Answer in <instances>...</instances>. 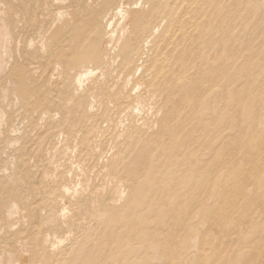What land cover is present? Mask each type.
I'll use <instances>...</instances> for the list:
<instances>
[{"label": "rangeland", "instance_id": "1", "mask_svg": "<svg viewBox=\"0 0 264 264\" xmlns=\"http://www.w3.org/2000/svg\"><path fill=\"white\" fill-rule=\"evenodd\" d=\"M138 1L139 0H137V2ZM225 1V23L219 25L217 22V25L204 24L201 26L202 39L207 40L212 36L216 38L224 37L225 40L207 45V42H203L201 39L202 48L201 45L200 48L197 45L201 58L196 61H199L198 65L201 66V69L205 68L206 71H209L210 67L215 69V72L220 69L219 72L221 71V73L215 74H221L223 77V80L222 77H220V79L223 82L222 84H225L227 93L225 92L223 94V91H218L208 96L209 98L206 99V96L204 98L205 100H200L198 104L200 107L199 112L194 115L193 119L185 123L187 126L184 123V125H180L173 120L170 104L162 102L161 99H158V95H155V99L154 96H151V98L148 95L147 97L151 99L147 98V100L154 101L147 102V108H145L147 111L144 109L137 112L139 114L126 112L125 104H121V102L115 99L113 103L112 100L115 98L114 96L119 93L122 83L124 82V77L114 70L117 64L116 61L113 62L116 64L111 63V65L115 66H113L114 68L110 65L113 69L108 67L109 70H105V72L110 71L108 74L105 72L103 73L106 77L102 74L98 75L101 80L95 77L93 84H91L92 89L90 91L87 90L90 86H86L87 88H77L74 91V89H72L70 73H60L59 76H56V73L58 75V71H53L54 67L52 68V65L54 66V64L50 61V53H46L47 56L44 55L43 59L42 57L40 58V56L43 55L42 52L49 51L48 47L42 52L38 49L27 50L26 56L28 57V62L31 60V62H33L31 65L35 67L38 65L36 70L39 73H35V80L39 82L45 77L41 82L48 85L50 81L51 84L49 83V89H46L44 92L42 91V93L45 94H42L40 91L39 94L37 92L35 93L34 90L36 89L32 87L31 93L29 92L31 97L29 96L30 102L28 103H21L20 99L23 102L22 98L18 97L19 99H16L17 96L13 94L12 91H10L12 92L11 96L9 92V95L6 97V100L10 101L11 105H9V102L6 100L2 102L4 103V107L6 106L8 109H5V113H8L6 115L5 121L7 123L5 122V125L9 126L6 127L3 123V127L1 126L0 129V134L3 129L4 133L7 132L6 134L2 132L0 136V179L6 180H3L5 183L0 182V185L4 183L1 187H5L6 185L8 188L15 186L21 187L20 184L22 185L28 181L24 179L30 178L31 180L29 179L30 182L28 181L26 186L24 184L22 188H15L12 190L13 192L19 190V193L17 192L15 197L18 196V199H20L23 195L22 198L24 197L25 199L21 201V205L24 207H22L19 213L20 216L17 214L18 217L15 216V219L13 218V225L10 226L11 228L6 227L5 220L2 219L3 205L10 200V196L7 195L4 190L1 191L0 187V211L2 215H0V228L1 230L4 228L3 232L6 234L4 235L0 230V244H5V247L9 248L7 245H10L12 240L16 239L18 242L20 241V243L13 241L16 246L14 247L15 249L19 247L21 242L25 241L24 245L26 248L29 247L27 244L30 246L33 244L34 246L32 245V249L34 250L39 247L41 251H51L49 245L46 246V250L40 249V247L42 248L41 242L39 243L37 239L40 236L43 237L45 234L47 238L49 236L51 237L48 239V244L49 242L56 241L58 251L55 250L56 252L54 251L53 254L49 252H41L38 254L41 256V254L48 253V255L52 256L50 258L54 264H64V262L65 264H264V0H248L250 2H242L239 4H237L235 0H232L234 2L228 0V3L227 0ZM230 1L232 3H230ZM84 2L88 3L89 0H81V3ZM96 2L97 0H92V6L99 3V0L97 3ZM170 2L174 5L175 10L177 8L178 16H180L183 11L184 15L180 18H184L186 16L185 13L188 10V12H190L191 7L194 8L195 4H198V0H196V3L195 0H171ZM143 3L145 6L147 5L145 0H142L140 4L142 5ZM249 5L252 6L250 7ZM49 6V8H54L53 5V7L51 5ZM182 7L184 8L182 9ZM49 8L47 7V9ZM48 11L49 14L53 13L52 9ZM41 12V16L45 15L44 17H38V21L34 24L33 22H29V25H36L35 27H30L33 29L29 28L28 30L30 33H28V36H32L31 38L37 35L35 33V28L40 24V21H44V28L46 29L44 32L45 35L49 32L53 33L55 30L53 28H55L54 26L56 25L52 23V20H54L52 19L53 14H47L45 9ZM46 15L52 18L49 16H47V18ZM241 15L243 16L240 17ZM43 18L46 19L44 20ZM228 18L232 19V21ZM47 19L51 20V22ZM167 19H163L164 21L161 22L159 30H164L166 24L170 21L169 18ZM238 21H242L241 23L246 22L243 25H249L243 27ZM49 23L53 24L51 25L52 28L51 26L46 27V24L49 25ZM176 27L180 28L179 25H174L171 30V41L173 42H179L183 34V30L181 28V30H177ZM216 28H219L218 31ZM47 30L49 31L47 32ZM32 33L35 34L33 35ZM175 35L179 38L175 37ZM48 36L49 34L46 37ZM229 38L232 41H230ZM37 39L38 37L34 40L36 41ZM140 47L138 54L142 56H146L143 55L146 54L144 52L146 49L148 50V52L146 50L147 53L151 51V53L153 52L152 54L161 51V48L158 47H153V50H150V45L148 48L145 47L146 49L143 48L144 46ZM220 47L221 49H219ZM218 50L219 52L217 53ZM248 51L250 53H248ZM31 53L37 55H32ZM30 56H34L35 58L30 59ZM202 57L203 62L205 61L204 63L202 62ZM48 58L49 60H46ZM17 60H20L19 56ZM220 60L224 64H221L222 62ZM228 60H230V62ZM215 61L217 63H215ZM85 64L89 65L88 62ZM229 64L232 65L229 66ZM39 67H43L41 71L43 70L44 72L39 71ZM47 68L49 69L47 70ZM205 70H203V73H206ZM40 72L43 73L42 77H39L41 76ZM49 72L54 73L53 79L48 78L49 76L47 77ZM203 73H201V77L204 79L205 73L204 75ZM225 75L229 77L227 76L226 78ZM116 76L119 78V81H121L119 82L120 84ZM136 79L137 76L135 75L131 80V86L135 83L134 81H136ZM207 79L202 80L201 78V87L208 84ZM109 85L112 88H110ZM114 85L117 87H114ZM140 87L144 88V86ZM68 88L69 90L66 91ZM114 88L116 89L113 91ZM143 88L139 90L144 91ZM78 89L81 90L79 91ZM184 89L183 90L186 92L187 88ZM38 90H40V88L37 89V91ZM92 90L95 94H92L93 97L91 96L89 98L90 94L88 92H93ZM175 91L176 90H174L172 94L173 101H176L177 97L182 93L180 91L176 93ZM33 92L36 95H34ZM73 92L76 97L73 96ZM51 93L53 95H51ZM59 93H62L61 95L64 97ZM70 95L73 96V100ZM91 98L94 99L95 103L93 102L94 106L92 105L93 107L91 108L89 116H85V106ZM44 99L47 100L44 101ZM41 100H43V104ZM66 100L71 101V104ZM48 101L50 103H48ZM33 102H36V105L33 106ZM19 103H21L22 106ZM39 103L42 105H39ZM152 103L154 107H151ZM7 105L9 106L7 107ZM4 107L2 106L3 109ZM119 107L121 109H119ZM183 111L182 113L184 115L188 111V107ZM145 118L151 121L148 120L146 122L148 126L143 124L145 125L143 127L142 125L144 128L143 131L142 127L140 129L137 126L140 120V123H144V121H146L144 120ZM159 120L162 121L160 122ZM14 126L18 128L16 132ZM94 127L100 130L98 132L96 131L95 137L87 142L90 145L86 143L87 146H85L86 138L83 137V135L88 129ZM7 128L11 129V132L12 129H14V133L12 132V134H10L11 132L10 130L8 131ZM41 130H43V132ZM138 130L144 133L142 134ZM5 136L9 138L5 139ZM61 137H63V139ZM60 138L62 142H60ZM9 139H12L10 142L14 139V144L10 143ZM88 146H90V148ZM110 148H115L116 151L118 150L117 152L119 155L117 157L122 156L119 160L116 159L118 161L111 160V163L114 162L111 167L108 165V157H106L110 154L109 152L112 151ZM34 156L37 157L34 158ZM47 157L48 159H46ZM51 157L54 158L52 159ZM49 159H52L51 163ZM230 162H232V165L229 164ZM115 164H117V167ZM5 165H7V167ZM18 170L21 172H18ZM116 170L119 172L117 173ZM16 171L19 173V176L22 174L20 177L23 178L25 176V178L18 180L20 177L17 174L15 176L13 175L14 172L17 173ZM47 171L49 174L46 173ZM110 171L112 173H110ZM7 172L10 174H8L9 177L13 175L11 179L7 177ZM44 172L47 175H43ZM107 173H109V175ZM35 175L37 177L34 179ZM49 175L50 177H48ZM76 175L78 179H76ZM42 176L44 177L42 178ZM110 177L115 178L110 179ZM44 178L47 181L43 180ZM85 179L88 180L86 181ZM83 180H85V182ZM115 180L118 182L116 181L114 183ZM120 180L122 186L119 183ZM70 181L71 184H69ZM78 182H80L81 185ZM86 182L88 185H86ZM35 183L37 187L36 190L32 188ZM65 183L68 186L71 185L70 187L76 185V188L74 187L76 190L75 194H79L80 190H83L82 187L84 183V186H87V188L84 187L85 190L83 191L85 192L82 193V191L78 195V200L74 197V192L69 195H73L72 199L68 196V207L70 206L68 212L70 215L66 217L70 219V225L67 223V226L63 223V220L61 221V219H63L61 214L63 213L61 212L62 209H60L62 207H60L61 205L59 204L62 195L61 188ZM212 183L213 185H211ZM116 185L119 187L118 190ZM77 186L79 191L77 190ZM216 186L219 187L217 188ZM26 187H28V192ZM38 188L41 190V193H39L40 190ZM121 191H123V193ZM29 193L30 195L28 196L27 194ZM116 193L119 194L117 195ZM39 195L41 197H38ZM120 195H122L121 200ZM115 196L119 197L115 198ZM199 198L201 201V209H198L195 205L196 200ZM79 199L81 200L79 201ZM111 199L116 201L113 202ZM25 200L29 202H26L29 206L33 204V206L35 205L36 207L31 206V208H29V206L24 203ZM34 200L35 204L33 202ZM71 200L72 202H70ZM107 201L110 204L112 203L115 208L111 209V206H107ZM27 206V209L33 210H26ZM37 206L38 209H41H39L40 211L37 210ZM107 207L111 209V211L114 210L112 212L108 211ZM24 208L26 212H23ZM71 208H75L74 211L73 209L71 210ZM37 211L39 216L37 215ZM65 211H67V209ZM77 211H79V213ZM29 212L32 216L28 214ZM40 216L42 219L39 218ZM70 216L72 219L75 218L76 221H74L75 219L71 220ZM28 218L30 221H28ZM37 218H39V222L41 221L40 227L31 232L28 222H32V220L38 221ZM24 219L27 221V226L23 225V222H25ZM71 222H75L74 225L71 224ZM17 224L20 225L19 228H17ZM2 225L5 227H2ZM60 225L62 227L66 226L67 228H62ZM13 227L15 228L13 229ZM8 228L10 230H8ZM11 230L14 232L12 233L13 235L11 234ZM42 230L45 231L44 234ZM22 232L26 234L24 233L21 235ZM63 233L66 234V237ZM10 235L12 236L10 237ZM25 235L27 236L25 237ZM17 236H21V240L20 238L18 240ZM28 236L29 240L27 241L26 238H28ZM59 237L62 240H60L61 242L58 241ZM4 238L8 239V243L10 244H8ZM57 241L59 243H57ZM63 243H65L66 247L59 248V246L64 245ZM12 245H10V249L8 250H12ZM0 247V251H5L7 249H5L3 245H0ZM32 249L28 248V250ZM39 250H35L36 253L32 251L34 253L33 255L36 256ZM1 253L4 254L3 252ZM38 254L36 256L37 260L39 257ZM54 254L58 255V260L55 259L56 256L53 257ZM33 255L31 254L30 261H34L33 264H35L36 259H33ZM46 255L47 254H45V257L49 258V256ZM60 260L62 262H60Z\"/></svg>", "mask_w": 264, "mask_h": 264}, {"label": "bare ground", "instance_id": "2", "mask_svg": "<svg viewBox=\"0 0 264 264\" xmlns=\"http://www.w3.org/2000/svg\"><path fill=\"white\" fill-rule=\"evenodd\" d=\"M86 1V0H85ZM91 1V2H90ZM171 0H145V3L147 4L146 6L144 5V3L141 5L140 0L137 2V0H97V4H95V6H92V0H89L88 3L84 2L81 3V0H0V129L1 126L5 125V120H6V115L8 113H5V109L6 106L4 107V100H6L7 95H9V92L12 91L13 94H16L17 98L21 97L23 102L20 99V102L24 104V102L28 103L30 102V94L31 93V89L33 87L35 93L37 92L39 94V91L42 93V91L44 92L46 89H49V83L48 85H45L43 82H41V80L38 82L35 80V73L38 72L36 69V67L38 65H36V67L34 65H31V60L30 62H28L27 60V50L29 51V49H38L41 52L48 47L49 51L48 52H42L43 55L40 56V58L46 55V53H50V61L54 64V66L52 65V68L54 67L53 71H58V75L56 73V76H59L60 73H70L71 77L70 79H72L71 84H72V89H74V91L77 88H84L86 86H90L87 90H91L92 86L91 84H93V81L95 80V77H98V75L102 74L105 72L106 69L111 68V66L113 67L114 65L112 64H116V67L114 68V70L116 72H118V74H120L122 77H124V82L122 83V87L121 90L119 91V93L114 96L115 98H113L112 102L114 103V99L116 101L121 102V104H125V109L126 112H132L137 113L139 111L144 110L145 108H147V102L152 101V100H147V96L149 95V97H153L155 99V95H158V99H161L162 102H166L170 104L172 113H173V120L176 121L178 124L180 125H184L185 123H187L188 121H190L191 119H193L194 115L199 112V101L202 99L205 100L204 98L206 97L209 98L208 96H210L213 93H217L218 91H223V94L227 91L225 84L223 85L222 80L223 77L221 76V74H215V73H221V71L219 72V70H217L216 72L214 71L215 69H212V67L209 68V71H206L205 68L201 69V66H199V60L201 58L200 55V51L197 48V45L200 48L201 45V26L204 24H210V25H217V22L219 23V25L221 23H225L226 18H225V10H226V4H225V0H198V4H195V7L190 9V12H186L185 13V17L184 18H180L181 16L184 15L183 11L180 14V16L177 15V8L175 10L174 5L171 4L170 2ZM194 1V0H193ZM201 1V2H200ZM232 1V0H231ZM234 2V1H232ZM237 4L239 3H247L250 2L248 0H235ZM264 2V1H263ZM262 2V3H263ZM196 3V0H195ZM228 3V0H227ZM194 4V3H193ZM49 5H53L54 8H49ZM94 5V3H93ZM52 6V7H53ZM184 6V5H183ZM233 6V5H232ZM250 7L252 5H249ZM47 7L49 9H47ZM184 7H182L183 9ZM46 10V13L49 14L50 9H52L53 11V18L49 15H52L51 13L49 15H46L51 17L52 19V23L56 26H54L55 29L54 32H49V36L46 37L47 35L44 34V32L46 31V29L44 28V21H40V24L37 25V27L35 28V33L38 37V39L35 41L34 39L37 38L35 36H33L34 38H31L32 36H28V30L30 27H35L36 25H33L35 22H37L38 17H41V14L43 10ZM253 11V9H252ZM51 12V11H50ZM251 12V11H250ZM45 13V12H43ZM229 14V12H228ZM241 14V13H240ZM238 14V15H240ZM40 15V16H39ZM173 15H174V23H173ZM45 16V15H44ZM43 16V17H44ZM227 16V15H226ZM243 15H241L240 17H242ZM48 18V17H47ZM169 18L170 21L168 24H166V27L164 28V30H159V26L161 24L162 21H164L163 19H167ZM44 19V18H43ZM46 19V18H45ZM44 19V20H45ZM230 19V18H228ZM42 20V19H41ZM48 21L51 22V20L47 19ZM168 20V19H167ZM232 21V19H230ZM237 20V19H236ZM244 20V19H243ZM31 22H33L32 25H29ZM46 22V21H45ZM168 22V21H167ZM242 21H238V23H241ZM48 23V22H47ZM173 23V24H172ZM228 23V22H227ZM233 23V22H231ZM246 22L241 23V26L246 27V25L248 26L249 24L243 25ZM51 23L46 24L48 26L53 25ZM230 24V23H229ZM180 26V28L183 30V34L181 35L180 41L179 42H173L171 41V30L173 28V26ZM226 25V24H225ZM238 25V24H237ZM263 25V24H262ZM224 27V26H223ZM230 27V26H229ZM237 27V26H236ZM52 28V26H51ZM177 30H181L180 28L176 27ZM33 29V28H30ZM50 29V27H49ZM219 28H216V30L218 31ZM250 29V28H249ZM259 29V28H258ZM49 30H47L48 32ZM261 31V30H260ZM248 32V31H247ZM34 33V34H35ZM178 33V32H177ZM30 34V33H29ZM33 34V33H32ZM33 34V35H34ZM52 36H51V35ZM247 35V34H246ZM175 37L179 38L178 36L175 35ZM174 37V38H175ZM240 37V36H239ZM172 38V39H174ZM176 38V39H177ZM232 38V37H230ZM229 38V40H230ZM237 39V38H236ZM248 39V38H247ZM225 38L224 37H212L210 36V39H202L203 42H207V45H211L213 43H217V42H222L224 41ZM228 40V41H229ZM232 41V40H230ZM231 43V42H229ZM228 43V44H229ZM151 46L150 50H153V47H158L161 48L160 52H155L154 54L151 53V51L149 53L148 50L145 48L148 46ZM223 45V43H222ZM247 45V44H246ZM255 45V44H254ZM140 46H144L143 48L147 50L144 51L146 54V56H142L138 54V50ZM235 46V45H234ZM241 46V45H240ZM229 47V45H228ZM227 47V48H228ZM141 48V47H140ZM202 48V45H201ZM198 49V50H197ZM221 49V47L219 48ZM245 49V48H244ZM230 50V49H229ZM249 50V49H248ZM205 51V50H203ZM246 51V50H245ZM40 52V54H41ZM214 52V51H213ZM219 52V50L217 51V53ZM224 52V51H222ZM236 52V51H235ZM36 53V52H35ZM33 53V54H35ZM151 53V54H150ZM232 53V52H231ZM230 53V54H231ZM239 53V52H238ZM246 53V52H245ZM248 53H250L248 51ZM32 54V53H31ZM32 54V55H33ZM141 54V53H140ZM203 54V53H202ZM247 54V53H246ZM37 55V54H35ZM34 55V56H35ZM215 55V53H214ZM221 55V54H220ZM229 55V54H228ZM20 58V60H17V58ZM29 56V55H28ZM31 57V58H35V57ZM47 56V55H46ZM207 56V55H206ZM233 56V55H232ZM248 56V55H247ZM246 56V57H247ZM17 57V58H16ZM37 57V56H36ZM205 57V55H204ZM264 57V56H263ZM38 59H40L39 57H37ZM229 58V57H228ZM225 59V58H223ZM230 59V58H229ZM37 60V59H36ZM46 60H49L46 59ZM44 60V61H46ZM206 60V59H205ZM214 60V59H213ZM216 60V59H215ZM231 60V59H230ZM230 60H228L230 62ZM240 60V59H239ZM33 61V60H32ZM42 61V60H41ZM40 61V62H41ZM114 61H116V63H113ZM211 61V60H210ZM217 61V60H216ZM215 61V63H217ZM221 61V60H220ZM39 62V63H40ZM88 62L89 65H86L85 63ZM202 62H203V57H202ZM205 62V61H204ZM203 62V63H204ZM222 62V61H221ZM225 62V61H224ZM227 62V61H226ZM264 62V61H263ZM47 63V62H46ZM91 63V64H90ZM202 63V64H203ZM214 63V64H215ZM219 63V62H218ZM50 64V63H49ZM93 64V65H92ZM221 64H224L223 62ZM44 65V64H43ZM111 65V66H110ZM213 65V64H212ZM232 65V64H231ZM229 64V66H231ZM239 65V64H238ZM42 66V65H41ZM51 66V64H50ZM197 66V67H196ZM45 67V66H43ZM43 67H39L41 71V69H43ZM49 67V66H48ZM196 67V68H195ZM203 67V66H202ZM38 68V69H39ZM46 68V67H45ZM51 68V67H49ZM47 68V70L49 69ZM111 68V69H113ZM217 68V67H216ZM225 68V67H224ZM224 68H222L223 70H225ZM74 69V70H73ZM199 69V70H198ZM257 69V68H256ZM46 70V69H45ZM109 70V69H108ZM106 70V71H108ZM203 70L206 71L205 75L203 73ZM227 70V69H226ZM234 70V69H233ZM43 71V70H42ZM41 71V72H42ZM256 71V70H255ZM40 72V73H41ZM44 72V71H43ZM110 72V71H109ZM109 72H105V73H109ZM223 72V71H222ZM39 73V72H38ZM46 73V72H45ZM44 73V74H45ZM201 73H203L204 75V79H207L208 84L203 85L201 87V78L202 80L203 77H201ZM49 75H47L48 78L53 79L54 73L49 72ZM113 74V72H112ZM117 74V76H118ZM225 74V73H224ZM43 73H41L42 77ZM46 75V74H45ZM44 75V76H45ZM62 75V74H61ZM137 76L136 81H134L135 83L132 84V78L134 76ZM202 75V76H203ZM229 75V74H228ZM227 75V76H228ZM254 75V74H253ZM38 76V75H37ZM55 76V77H56ZM70 76V75H69ZM106 77V75H104ZM116 76V77H117ZM206 76V77H205ZM224 76V75H223ZM227 76L225 75V77L227 78ZM38 77V78H39ZM68 77V76H67ZM103 77V76H102ZM103 77V78H105ZM120 77V76H119ZM121 77V78H122ZM220 77H222V80L220 79ZM229 77V76H228ZM45 78V77H44ZM43 78V80H44ZM97 78V79H98ZM118 78V77H117ZM238 78V77H237ZM263 78V77H262ZM100 79V78H99ZM42 80V81H43ZM101 80V79H100ZM121 80V79H120ZM231 80V79H230ZM98 81V80H97ZM111 81V80H110ZM226 81V79H225ZM101 82V81H100ZM109 82V81H108ZM117 82V81H116ZM121 82L119 81L118 78V83ZM204 82V81H202ZM84 83V84H83ZM112 83V82H111ZM235 83V82H234ZM51 84V83H50ZM114 84V83H113ZM120 84V83H119ZM239 84V83H238ZM116 85V84H115ZM114 87H117L115 86ZM118 85V84H117ZM39 86V87H38ZM59 86V85H58ZM63 86V85H62ZM110 86V85H109ZM140 86H144L140 87ZM228 86V85H227ZM233 86V85H232ZM260 86V85H259ZM35 87V88H34ZM54 87V86H53ZM60 87V86H59ZM222 87V88H221ZM37 91V89H39ZM87 88V87H86ZM96 88V87H95ZM107 88V87H106ZM110 88H112L110 86ZM144 91H140L139 89H142ZM184 88H187V91L190 93L185 92ZM232 88V87H229ZM228 88V89H229ZM52 90H55L53 88H50ZM62 89V87H61ZM116 88L113 89V91ZM184 89V90H183ZM69 88L66 90L68 91ZM79 90V89H78ZM81 90V89H80ZM79 90V91H80ZM112 90V89H110ZM176 90L175 92L178 93L177 91H180L182 93H180L179 96L181 97H177L176 101H173V91ZM33 91V90H32ZM62 91V90H61ZM93 91V90H92ZM112 91V92H113ZM257 91V90H256ZM264 91V90H263ZM10 92V96L11 93ZM83 92V90H82ZM94 92V91H93ZM88 92L89 98L92 96V94L94 95L95 92ZM34 93V92H33ZM34 93V95H36ZM40 93V94H41ZM54 93V92H52ZM51 93V95H53ZM77 93V92H76ZM108 93V91H107ZM222 93V92H221ZM227 93V92H226ZM253 93V92H252ZM251 93V94H252ZM261 93V92H260ZM45 94V93H42ZM50 94V93H48ZM47 94V95H48ZM60 94V93H59ZM58 94V95H59ZM62 94V93H61ZM60 94V95H61ZM79 94V92H78ZM154 94V95H153ZM44 95V96H47ZM56 95V93H55ZM72 95V94H71ZM70 95V96H71ZM81 95V93H80ZM110 95V93H109ZM108 95V96H109ZM113 95V94H112ZM15 96V95H14ZM43 96V95H42ZM41 96V97H42ZM63 96V95H61ZM73 96L76 97L74 95L73 92ZM73 96H71V99L73 98ZM220 96V95H219ZM9 97V96H8ZM31 97V96H30ZM35 97V96H33ZM54 97V96H53ZM52 97V98H53ZM64 97V96H63ZM61 97V98H63ZM79 97V95H78ZM93 97V96H92ZM103 97V96H102ZM113 97V96H110ZM151 97V98H152ZM259 97V96H258ZM10 98V97H9ZM8 98V99H9ZM49 98V97H46ZM51 98V99H52ZM59 98V99H61ZM68 98V97H66ZM80 98V97H79ZM108 98V97H107ZM148 98V99H151ZM239 98V97H238ZM15 99V100H16ZM36 99V98H35ZM34 99V100H35ZM96 99V98H95ZM40 100V98H39ZM47 99H44V101ZM73 100V99H72ZM111 100V99H110ZM7 102L10 101L6 100ZM18 101V100H16ZM42 104L44 103L43 100ZM52 101V100H51ZM56 101V99H55ZM62 101V100H61ZM60 101V102H61ZM69 101V100H66ZM115 101V103H116ZM154 101V100H153ZM152 101V102H153ZM243 101V100H242ZM47 102V101H46ZM45 102V103H46ZM64 102V101H63ZM71 104V101H69ZM85 102V101H84ZM94 99L91 98L88 102V104L85 106L86 109V114L85 116H89L91 108L94 106L93 103ZM156 102V101H155ZM2 103V104H1ZM6 103V102H5ZM18 103V102H17ZM19 103L21 106L22 104ZM48 103H50L48 101ZM83 103V102H82ZM8 104V103H7ZM41 103H39L40 105ZM41 104V105H42ZM109 104V103H108ZM112 104V103H111ZM201 104V103H200ZM207 104V103H205ZM6 105V104H5ZM7 105V107L9 106ZM32 105H36V102H33ZM37 105V106H39ZM47 105V104H46ZM50 105V104H48ZM68 105V104H67ZM66 105V106H67ZM93 105V106H92ZM2 106L4 107V109L2 108ZM17 106V105H16ZM45 106V104H44ZM69 106V105H68ZM119 106V105H118ZM124 106V105H123ZM150 106V105H149ZM166 106V105H165ZM84 107V106H83ZM122 107V106H121ZM151 107L153 106V103L151 105ZM188 107V111L183 115L182 112H184L183 110H185V108ZM203 107V106H202ZM207 107V106H206ZM232 107V106H231ZM26 108V107H25ZM220 108V107H219ZM47 109V108H46ZM119 109H121L119 107ZM150 109V108H148ZM159 109V108H158ZM156 109V110H158ZM249 109V108H248ZM8 110V109H7ZM13 110V109H12ZM23 110V109H22ZM40 110V109H39ZM48 110V109H47ZM61 110V109H60ZM81 110V109H80ZM151 110V109H150ZM211 110V108H210ZM49 111V110H48ZM47 111V112H48ZM68 111V110H67ZM75 111V110H74ZM124 111V110H123ZM145 111H147L145 109ZM215 111V110H214ZM218 111V110H217ZM9 112V111H8ZM29 112V110H28ZM27 112V113H28ZM56 112V111H55ZM149 112V110H148ZM239 112V111H238ZM17 113V112H16ZM45 113V112H42ZM71 113V112H70ZM125 113V111H124ZM123 113V114H124ZM79 114V113H78ZM126 114V113H125ZM129 114V113H128ZM127 114V115H128ZM139 114V113H137ZM182 114V115H181ZM44 115V114H42ZM48 115V114H45ZM225 115V114H224ZM69 116V115H68ZM10 117V115H9ZM42 117V116H41ZM145 117V116H144ZM224 117V116H223ZM44 118V117H42ZM138 118V117H137ZM140 118V117H139ZM163 118V116H162ZM161 118V119H162ZM167 118V117H166ZM170 118V117H169ZM68 119V118H67ZM143 119V118H141ZM11 120V119H10ZM60 120V119H59ZM135 120V119H134ZM137 120V119H136ZM144 123L139 121V124L137 127H139L141 129L142 125L145 124L148 126V123H146L148 120L151 121L150 119L145 118ZM223 120V119H222ZM8 121V120H7ZM46 121V120H45ZM53 121V120H52ZM160 121V120H159ZM158 121V122H159ZM162 121V120H161ZM160 121V122H161ZM67 122V121H66ZM102 122V121H101ZM113 122V121H112ZM120 122V121H119ZM172 122V121H171ZM248 122V121H247ZM7 123V122H6ZM54 123V122H53ZM62 123V122H61ZM89 123V122H88ZM154 123V122H153ZM157 123V122H156ZM170 123V122H168ZM184 123V124H183ZM197 123V122H196ZM66 124V123H65ZM161 124V123H160ZM171 124V123H170ZM263 124V122H262ZM12 125V124H11ZM60 125V124H59ZM143 125V127L145 126ZM150 125V124H149ZM157 125V124H156ZM162 125V124H161ZM186 125V124H185ZM201 125V124H200ZM231 125V124H230ZM6 126V125H5ZM9 126V125H8ZM6 126V127H8ZM100 126V125H99ZM146 126V127H147ZM151 126V125H150ZM187 126V125H186ZM184 126V127H186ZM3 127V126H2ZM15 127V126H14ZM98 127V126H97ZM136 127V128H137ZM142 127V128H143ZM259 127V126H258ZM5 128V127H4ZM67 128V127H66ZM100 128V127H98ZM96 127L94 128H90L88 129V131L83 135V137H85V146L86 143L93 137H95L96 131L98 132L100 129H98ZM148 128V127H147ZM15 132L17 131L18 128L15 127ZM20 129V127H19ZM77 129V127H76ZM124 129V128H123ZM139 129V130H140ZM146 129V128H145ZM237 129V128H236ZM6 130V129H5ZM7 130L11 132V129L7 128ZM138 130V131H139ZM14 131V129H12V132ZM43 132V130H41ZM124 131V130H123ZM130 131V129H129ZM144 131V128H143ZM174 131V129H173ZM199 131V130H198ZM258 131V130H257ZM3 134H6L7 132L4 133V129H3ZM1 132V134H2ZM12 132L10 134H12ZM52 132V131H51ZM114 132V131H113ZM141 132V131H139ZM14 133V132H13ZM49 133V132H48ZM53 133V132H52ZM65 133V132H64ZM142 134L144 132H141ZM234 133V132H233ZM0 134V136H1ZM9 134V133H8ZM7 134V135H8ZM34 134V133H33ZM92 134V135H91ZM6 135V136H7ZM47 135V134H46ZM51 135V134H50ZM74 135V134H73ZM98 135V134H97ZM153 135V134H152ZM255 135V134H254ZM5 139L9 138L7 137ZM9 136V135H8ZM44 136V135H43ZM69 136V135H68ZM78 136V135H77ZM132 136V135H131ZM166 136V134H165ZM72 137V136H71ZM167 137V136H166ZM48 138V137H47ZM63 139V137H61ZM60 138V142H62V139ZM77 138V137H76ZM124 138V136H123ZM133 138V137H132ZM46 139V138H45ZM59 139V138H58ZM119 139V138H118ZM12 139H9V142ZM16 140V138H15ZM38 140V139H37ZM40 140V139H39ZM65 140V137H64ZM71 140V139H70ZM82 140V139H81ZM143 140V138H142ZM5 141V140H4ZM14 141V139H13ZM10 142V143H13ZM91 141V140H90ZM121 141V140H120ZM6 142V141H5ZM19 142V141H18ZM39 142V141H38ZM73 142V141H72ZM93 142V141H92ZM145 142V141H144ZM148 142V141H147ZM36 143V142H35ZM51 143V142H50ZM79 143V142H78ZM84 143V142H83ZM219 143V142H218ZM14 144V143H13ZM16 144V143H15ZM23 144V143H22ZM72 144V143H71ZM88 145H90L89 143H87ZM95 144V143H94ZM49 145V144H48ZM18 146V145H17ZM57 146V145H56ZM80 146V145H79ZM78 146V147H79ZM84 146V147H85ZM142 146V145H141ZM61 147V146H60ZM90 148V146H88ZM109 147V146H108ZM113 147V146H112ZM123 147V146H122ZM132 147V146H131ZM211 147V146H210ZM247 147V146H246ZM2 148V147H1ZM48 148V147H47ZM75 148V147H74ZM95 148V147H94ZM16 149V148H15ZM20 149V148H17ZM36 149V148H35ZM55 149V148H54ZM93 149V148H92ZM112 148H110L111 150ZM76 150V149H75ZM91 150V149H90ZM129 150V149H128ZM245 150V149H244ZM87 151V149H86ZM118 151V150H117ZM114 149H112V151H110L109 155L106 156L108 157V165H113L111 160H116L119 158H121L120 156L117 157L119 154ZM4 152V151H3ZM2 153V152H1ZM36 153V152H35ZM127 153V152H126ZM125 153V154H126ZM39 154V153H37ZM44 154V153H43ZM49 154V153H48ZM53 154V152H52ZM72 154V153H71ZM74 154V153H73ZM1 156V155H0ZM18 156V155H17ZM38 156V155H37ZM36 156V157H37ZM51 156V155H50ZM54 156V154H53ZM155 156V155H154ZM177 156V155H176ZM14 157V156H13ZM34 156V158H36ZM105 157V158H106ZM52 158V157H51ZM54 158V157H53ZM52 158V159H53ZM15 159V157H14ZM48 159V157L46 158ZM52 159L49 161L50 163L52 162ZM107 159V158H106ZM182 159V158H181ZM74 160V158H73ZM110 160V162H109ZM116 160V161H118ZM131 160V159H129ZM106 161V162H107ZM115 161V162H116ZM15 162V161H14ZM18 162V161H17ZM70 162V160H69ZM147 162V161H146ZM242 162V161H241ZM5 163V161H4ZM10 163V162H9ZM38 163V162H37ZM110 163V164H109ZM117 163V162H116ZM148 163V162H147ZM232 162H230L229 164H231ZM1 164V163H0ZM6 164V163H5ZM36 164V163H35ZM42 164V163H41ZM68 164V163H67ZM119 164V163H118ZM138 164V163H137ZM157 164V162H156ZM242 164V163H241ZM18 165V163H17ZM16 165V166H17ZM22 165V164H21ZM69 165V164H68ZM107 165V164H106ZM232 165V164H231ZM7 167V165H5ZM4 166V167H5ZM30 166V165H28ZM37 166V165H36ZM115 166L117 167V164H115ZM127 166V165H126ZM108 167V168H110ZM114 167V166H113ZM16 168V167H15ZM14 168V169H15ZM29 168V167H28ZM37 168V167H36ZM46 168V167H45ZM154 168V167H152ZM176 168V167H175ZM112 169V168H111ZM121 169V168H120ZM22 170V169H21ZM42 170V169H41ZM48 170V169H47ZM75 170V169H74ZM119 170V168H118ZM23 171V170H22ZM44 171V169H43ZM42 171V172H43ZM46 171V170H45ZM107 171V170H106ZM109 171V169H108ZM117 171V170H116ZM120 171V170H119ZM117 171V173L119 172ZM17 172V171H16ZM18 172H21L18 170ZM15 173L14 172V176L19 173ZM41 172V171H40ZM64 172V171H63ZM85 172V171H84ZM11 173V172H10ZM24 173V172H23ZM46 173L49 174V172L47 171ZM44 172L43 175L46 174ZM51 173V172H50ZM83 173V172H82ZM87 173V172H86ZM106 173V172H105ZM110 173H112L110 171ZM222 173V172H220ZM226 173V172H225ZM8 172H7V177L11 179V177L8 176ZM29 174V173H28ZM32 174V173H31ZM77 174V173H76ZM109 175V173H107ZM106 174V175H107ZM10 175V174H9ZM22 175V174H21ZM20 175V176H21ZM25 175V173H24ZM33 175V174H32ZM39 175V174H38ZM47 175V174H46ZM67 175V174H65ZM81 175V173H80ZM19 176V175H18ZM19 176V177H20ZM74 176V175H73ZM82 176V175H81ZM84 176V175H83ZM5 177V176H4ZM37 176L35 175L34 179ZM44 176H42L43 178ZM50 177V175L48 176ZM71 177V176H70ZM69 177V178H70ZM76 179L77 175L75 176ZM85 177V176H84ZM109 177V176H108ZM116 177V176H115ZM115 177H110V179H114ZM118 177V175H117ZM120 177V176H119ZM254 177V176H252ZM22 177H20V179L18 180H22L23 178H25V176L21 179ZM41 178V177H40ZM46 178V177H45ZM43 180H46V179ZM106 178V177H105ZM225 178V177H224ZM6 179V178H5ZM13 179V178H12ZM30 179V178H29ZM29 179H24L25 181H29ZM33 179V180H34ZM39 179V176H38ZM54 179V178H53ZM83 179V178H82ZM119 179V178H118ZM4 180V179H3ZM2 179H0V182H4L6 180L3 181ZM14 180V179H13ZM64 180V179H63ZM67 180V179H66ZM70 180V179H69ZM86 180V179H85ZM85 180H83L85 182ZM88 180V179H87ZM86 180V181H87ZM10 181V180H9ZM28 181L26 183H28ZM35 181V180H34ZM47 181V180H46ZM62 181V179H61ZM65 181V180H64ZM72 181V180H71ZM71 181L69 184H71ZM82 181V180H81ZM80 181V182H81ZM117 180L114 181V183ZM123 181V180H122ZM126 181V180H125ZM13 182V181H11ZM17 182V181H16ZM22 182V181H20ZM45 182V181H43ZM78 182L80 185L81 183ZM112 182V181H111ZM118 182V181H117ZM121 182V180L119 181V183ZM128 182V181H127ZM219 182V181H218ZM5 183V182H4ZM4 183H1L4 184ZM14 183V182H13ZM26 183H23L22 185ZM38 183V182H37ZM42 183V182H41ZM63 183V181H62ZM67 183V182H66ZM64 184L61 188V199H60V209H62V213L61 214L63 216V219H61V221L63 220V223H65V225L67 223H69L70 225V219L67 218V215H70L68 212V196L71 195L73 192L75 194V186L73 185V187L68 186L67 184ZM83 183V182H82ZM87 183V182H86ZM131 183V182H130ZM223 183V182H222ZM16 184V183H15ZM19 184V183H18ZM30 184V183H29ZM50 184V183H49ZM61 184V183H60ZM76 184V183H74ZM118 184V183H117ZM122 186V183H120ZM132 184V183H131ZM220 184V183H219ZM0 185V187H1ZM22 185L20 184L21 187H12V188H8V186L6 185L5 187H1V191L4 190L7 195H9V201L3 205V210H2V215L3 218L5 220V224L7 225L6 227H10L11 225H13V218L15 216H17V214L20 213L22 207H24L23 205H21V201L24 200L25 198L21 196L20 199H18V196L15 197V194H17L18 191H12L15 188H22ZM78 185V184H77ZM85 183L83 184L82 189L85 190L84 187L87 188V186H84ZM88 185V183L86 184ZM115 185V184H114ZM124 185V182H123ZM201 185V184H200ZM213 185V183L211 184ZM210 185V186H211ZM3 186V185H2ZM29 186V185H28ZM38 186V185H37ZM43 186V185H42ZM60 186V185H59ZM120 186V187H121ZM147 186V185H146ZM150 186V185H149ZM24 187V186H23ZM40 187V185H39ZM75 187V188H74ZM80 187V186H79ZM91 187V186H90ZM89 187V188H90ZM127 187V186H126ZM132 187V186H131ZM217 187V186H216ZM219 187V186H218ZM217 187V188H218ZM25 188V187H24ZM32 188L34 190H36V183L35 185L32 186ZM116 188L118 190L119 187ZM122 188V187H121ZM27 192H28V187H26ZM31 189V188H30ZM39 189V188H38ZM41 189V187H40ZM39 189V190H40ZM48 189V188H47ZM91 189V188H90ZM115 189V188H114ZM113 189V190H114ZM214 189V188H213ZM24 190V189H23ZM77 190L78 186H77ZM82 190V191H83ZM105 190V189H104ZM122 190V189H121ZM26 191V190H25ZM60 191V190H59ZM77 191V192H78ZM80 190V192H82ZM96 191V190H95ZM120 191V189H119ZM219 191V190H218ZM24 192V191H23ZM44 192V190H43ZM79 192V194H80ZM85 191H83L82 193H84ZM99 192V191H98ZM117 192V191H116ZM123 193V191H121ZM120 192V194H121ZM215 193H217L216 191H213ZM31 193V190H30ZM27 194L28 196L30 195ZM41 193V190L40 192ZM46 193V192H45ZM81 193V195H82ZM115 193V192H114ZM24 194V193H23ZM36 194V193H35ZM34 194V195H35ZM43 194V193H42ZM79 194H75V198L78 200V195ZM93 194V193H92ZM117 194V193H116ZM119 194V193H118ZM117 194V195H118ZM214 194V193H213ZM212 194V195H213ZM41 195V194H40ZM38 197H41V196ZM55 195V194H54ZM123 195V194H122ZM120 195V200H121V196ZM26 196V194H25ZM57 196V194H56ZM73 196V195H72ZM72 196L71 197L72 199ZM210 196V195H209ZM119 197V196H115ZM143 197V196H142ZM32 198V197H31ZM37 198V197H36ZM81 198V197H80ZM114 198V197H113ZM114 198V199H115ZM130 198V197H129ZM34 199V198H33ZM38 199V198H37ZM36 199V202H37ZM118 199V198H117ZM128 199V198H127ZM28 200V199H27ZM30 200V198H29ZM81 199H79L80 201ZM108 200V199H107ZM113 200V199H111ZM211 200V199H210ZM78 201V202H79ZM101 201V200H100ZM99 201V202H100ZM116 201V200H115ZM113 200V202H115ZM24 202V201H23ZM28 201L25 200L24 203H26ZM31 202V201H30ZM35 204V200L33 201ZM39 202V201H38ZM72 202V200L70 201ZM74 202V201H73ZM108 202V201H107ZM119 202V201H118ZM127 202V201H126ZM23 203V204H24ZM29 203V202H28ZM32 203V202H31ZM53 203V202H52ZM27 204V203H26ZM37 204V203H36ZM58 204V206H59ZM73 204V203H72ZM109 202L107 203V206H111L112 208H115L113 206V204L111 203L110 205ZM115 204V203H114ZM121 204V203H120ZM28 205V204H27ZM51 205V204H50ZM71 205V204H69ZM106 205V204H105ZM195 205L198 207V209H201V201L200 198L196 200ZM29 206V205H28ZM28 206L26 207V210H33V209H27ZM33 206V204L31 205ZM31 206H29V208H31ZM35 206V205H34ZM33 206V207H34ZM113 206V207H112ZM116 206V205H115ZM32 207V208H33ZM36 207V206H35ZM40 207V206H39ZM100 207V206H99ZM106 207V206H105ZM2 208V207H1ZM49 208V207H48ZM110 208V207H109ZM36 209V208H35ZM34 209V210H35ZM40 209V208H39ZM38 206H37V210ZM67 209V211H65ZM75 208H71V210ZM95 209V208H94ZM100 209V208H99ZM111 209H108V211H111ZM41 210V209H40ZM39 210V211H40ZM55 210V209H54ZM70 210V211H71ZM78 210V209H77ZM114 210V209H113ZM112 210V211H113ZM82 211V210H81ZM111 211V212H112ZM116 211V210H115ZM200 211V210H199ZM23 212L25 211V208L23 210ZM72 212V211H71ZM79 213V211H77ZM22 213V212H21ZM74 213V212H73ZM77 213V214H78ZM91 213V212H89ZM102 213V212H100ZM115 213V212H114ZM200 213V212H199ZM29 215L31 214L30 212L28 213ZM40 214V213H39ZM43 214V213H42ZM52 214V213H51ZM0 215H1V211H0ZM1 215V216H2ZM24 215V214H23ZM21 215V216H23ZM28 215V216H29ZM37 215H38V211H37ZM84 215V214H83ZM199 215V214H198ZM0 216V218H1ZM20 216V214H19ZM27 216V215H26ZM32 216V215H30ZM39 216V215H38ZM49 216V215H48ZM47 216V217H48ZM18 217V216H17ZM16 217V220H17ZM44 217V216H43ZM66 217V219H65ZM74 217V216H73ZM82 217V216H81ZM24 218V217H23ZM26 218V217H25ZM31 218V217H29ZM28 218V219H29ZM39 218L42 219V217L40 216ZM37 218V220L39 219ZM61 218V217H60ZM71 218V216H70ZM94 218V217H93ZM15 219V218H14ZM27 219V218H26ZM33 219V217H32ZM31 219V220H32ZM40 219V220H41ZM51 219V218H50ZM49 219V220H50ZM57 219V218H56ZM75 219V218H74ZM71 218V220H74ZM90 219V218H89ZM1 220V221H4ZM19 220V219H18ZM45 220V219H44ZM102 220V219H100ZM106 220V219H105ZM21 221V220H19ZM23 221V220H22ZM25 222H23V225H26L27 221L24 219ZM30 221V219L28 220ZM47 221V220H45ZM76 221V219L74 220ZM15 222V221H14ZM41 222V221H40ZM40 222L39 220H32V222H28L29 223V230L31 232H33L36 229H39L40 227ZM60 222V221H59ZM111 222V221H110ZM133 222V221H132ZM4 223V222H3ZM16 223V222H15ZM19 223V222H18ZM25 223V224H24ZM47 223V222H46ZM62 223V222H61ZM62 223V224H63ZM75 222H71V224L74 225ZM88 223V222H87ZM60 224V223H59ZM91 224V223H90ZM18 225V224H17ZM64 225V224H63ZM68 225V224H67ZM66 225V226H67ZM72 225V226H73ZM98 225V224H97ZM15 226V224H14ZM22 226V224H21ZM27 226V225H26ZM46 226V225H45ZM48 226V225H47ZM61 226V225H60ZM63 226V227H66ZM2 227H5L2 225ZM20 225H18L17 228H19ZM25 227V226H24ZM22 227V228H24ZM62 227V226H61ZM62 227V228H63ZM69 227V226H68ZM183 227V226H182ZM11 228V227H10ZM15 227H13L14 229ZM21 228V230H22ZM48 228V227H46ZM54 228V227H53ZM61 228V229H62ZM67 228V227H66ZM257 228V227H256ZM44 229V228H42ZM72 229V227H71ZM82 229V228H81ZM88 229V228H87ZM1 230V228H0ZM4 228L1 230L3 232ZM6 230V228H5ZM8 230H10L8 228ZM25 230V229H24ZM23 230V231H24ZM48 230V229H47ZM110 230V229H109ZM12 231V230H11ZM26 231V230H25ZM39 231V230H38ZM44 231V230H42ZM41 231V232H42ZM92 231V230H91ZM19 232V230H18ZM17 232V233H18ZM28 232V231H27ZM54 232V231H53ZM98 232V231H97ZM184 232V231H183ZM14 233L13 231L11 232V234ZM16 233V232H15ZM25 233V232H24ZM23 232L21 233L24 234ZM29 233V232H28ZM45 233V231L43 232V234ZM49 233V232H48ZM74 233V232H73ZM4 234V232H3ZM26 234V233H25ZM50 234V233H49ZM52 234V233H51ZM64 234V233H63ZM141 234V233H140ZM6 235V234H4ZM13 235V234H12ZM10 235V237L12 236ZM35 235V232H34ZM56 235V234H54ZM66 237V234H64ZM63 235V237H64ZM71 235V234H70ZM73 235V234H72ZM142 235V234H141ZM3 236V235H2ZM15 236V235H14ZM27 235H25L26 237ZM31 236V235H30ZM62 236V235H61ZM60 236V237H61ZM1 237V236H0ZM33 237V236H31ZM50 237V236H49ZM47 236H40L37 240H39V243L41 242V246L40 249L44 250L45 248H47L46 246L49 245V247H51V251H41L39 250V247L36 248L35 250H39L38 253H43V252H49L52 253L57 250V244L56 241L53 242H49L48 244V239ZM59 237L58 241L61 242V238ZM85 237V236H84ZM21 240V236H17V239ZM34 238V237H33ZM32 238V239H33ZM51 238V237H50ZM53 238V236H52ZM68 238V237H67ZM71 238V237H70ZM5 239V238H4ZM3 239V240H4ZM24 239V237H23ZM54 239V238H53ZM64 239V238H63ZM85 239V238H84ZM83 239V240H84ZM145 239V238H144ZM2 240V241H3ZM8 243V239H5ZM25 240V239H24ZM26 240H29V236L28 238H26ZM34 240V239H33ZM52 240V239H51ZM57 240V239H56ZM61 240V241H60ZM78 240V239H77ZM89 240V239H88ZM10 241V240H9ZM17 241L16 239L12 240L11 244L12 245V250H8L10 249V245L9 248L5 247V244H0L3 245V247L6 249L5 251H0V264H33L34 261H30V256L31 254L33 255L36 251L34 249H32V245L30 246L29 244H27L29 247V249L32 250H28V248L25 247L24 242H21V244L19 245V247H17L16 249L14 247L15 244L14 242ZM57 241V243H59ZM65 241V240H63ZM34 242V241H33ZM32 242V243H33ZM70 242V241H69ZM83 242V241H82ZM4 243V241H3ZM16 243H20V241L16 242ZM30 243V242H27ZM38 243V244H39ZM36 244V243H35ZM46 244V245H45ZM64 245L59 246L60 247H66L65 243H63ZM26 245V246H27ZM45 245V246H44ZM80 245V244H79ZM18 246V245H17ZM34 246V245H33ZM37 246V244H36ZM68 246V245H67ZM77 246V245H75ZM83 246V244H82ZM31 247V248H30ZM44 247V248H43ZM56 247V249H55ZM1 248V247H0ZM14 248V249H13ZM58 248V249H59ZM49 249V248H48ZM65 249V248H63ZM119 249V248H118ZM62 250V249H61ZM67 250V249H66ZM65 250V251H66ZM33 251V252H32ZM58 251V250H57ZM63 251V250H62ZM64 251V253H65ZM80 251V250H79ZM1 252H3L4 254H2ZM32 252V253H31ZM56 252V251H55ZM31 253V254H30ZM68 253V252H67ZM73 253V252H72ZM75 253V252H74ZM84 253V252H83ZM87 253V252H86ZM36 254V256H37ZM45 254H47L46 256H49V258L45 257ZM45 254H41V256H39L40 254H38V260L36 259L37 257L35 255H33V259L35 260V264H54V262L51 260L50 257H52L51 255H48V253ZM56 254V253H55ZM53 257L56 256V260L58 255H55ZM66 254V253H65ZM69 254V253H68ZM61 257V256H60ZM64 257V256H63ZM62 257V258H63ZM103 257V256H102ZM32 258V257H31ZM89 258V257H88ZM54 260V259H53ZM60 262H62L60 260ZM68 262V261H67ZM70 262V261H69ZM125 262V261H124ZM56 263V262H55ZM58 264V263H57ZM61 264V263H60ZM65 264V262H64Z\"/></svg>", "mask_w": 264, "mask_h": 264}]
</instances>
